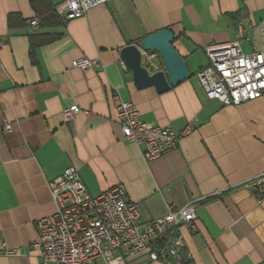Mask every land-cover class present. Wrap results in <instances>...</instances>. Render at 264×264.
<instances>
[{
    "label": "crops",
    "instance_id": "crops-1",
    "mask_svg": "<svg viewBox=\"0 0 264 264\" xmlns=\"http://www.w3.org/2000/svg\"><path fill=\"white\" fill-rule=\"evenodd\" d=\"M32 1L0 0V240L23 253L0 255V264L40 263L32 249L36 222L55 214L49 185L70 167L91 197L122 186L142 223L163 218L167 206L203 200L197 234L183 233L191 264H264V196L247 187L264 172V97L225 107L206 97L196 77L208 66L209 46L237 39L241 12L255 28L244 53L262 51L264 0H112L50 28L41 26ZM50 1L55 8L65 0ZM11 15L19 18L10 27ZM162 30L174 34L189 77L163 94L137 90L119 52ZM32 35L59 37L31 61ZM82 58L100 66L72 68ZM116 95L145 123L191 132L174 152L146 162L124 141ZM72 106L81 114L66 124L63 110Z\"/></svg>",
    "mask_w": 264,
    "mask_h": 264
},
{
    "label": "built area",
    "instance_id": "built-area-1",
    "mask_svg": "<svg viewBox=\"0 0 264 264\" xmlns=\"http://www.w3.org/2000/svg\"><path fill=\"white\" fill-rule=\"evenodd\" d=\"M110 1L65 0L55 7V13L64 21L78 20ZM30 25L35 28L38 22L34 20ZM257 29L261 52L246 54L242 49L243 43L250 42V32L255 31L242 12L237 39L206 49L208 66L196 77L209 100L225 107H237L264 97V20ZM140 52L143 66L153 71L160 69L156 52L143 49ZM99 66L97 60L87 58L72 62V68L81 71ZM113 104L124 141L139 148L146 162L174 152L180 140L191 132V127L176 133L170 128L143 122L137 107L122 101L118 95L113 97ZM80 114L76 106L63 110L66 124ZM11 131L10 125L4 127L5 133ZM247 187L256 188L264 196V172ZM49 188L57 210L36 222L38 239L32 249L38 252L39 264H129L128 260L139 255H145L148 264H191L183 233L197 234L196 209L203 200L190 201L181 208L167 206L163 218L142 223L137 206L126 201L122 186L91 197L73 167L66 169ZM0 255L15 258L23 253L0 240Z\"/></svg>",
    "mask_w": 264,
    "mask_h": 264
},
{
    "label": "water",
    "instance_id": "water-1",
    "mask_svg": "<svg viewBox=\"0 0 264 264\" xmlns=\"http://www.w3.org/2000/svg\"><path fill=\"white\" fill-rule=\"evenodd\" d=\"M174 40L175 36L170 30H162L143 39L139 44L128 45L120 50V60L132 74L137 90L154 88L158 94H163L188 79L185 60L174 48ZM140 49L156 52L163 65L162 69L153 71L143 66Z\"/></svg>",
    "mask_w": 264,
    "mask_h": 264
},
{
    "label": "trees",
    "instance_id": "trees-1",
    "mask_svg": "<svg viewBox=\"0 0 264 264\" xmlns=\"http://www.w3.org/2000/svg\"><path fill=\"white\" fill-rule=\"evenodd\" d=\"M31 7L36 13L38 20L42 27L50 28L58 25H62L63 19L59 18L55 13V8L52 6L50 0H33ZM17 15H11L8 18V25L11 27L18 20ZM59 36L54 35H32L29 37V57L30 60L34 59V51L44 45L55 41Z\"/></svg>",
    "mask_w": 264,
    "mask_h": 264
},
{
    "label": "rangeland",
    "instance_id": "rangeland-1",
    "mask_svg": "<svg viewBox=\"0 0 264 264\" xmlns=\"http://www.w3.org/2000/svg\"><path fill=\"white\" fill-rule=\"evenodd\" d=\"M145 255H139L135 258L128 260L129 264H148L147 259H144Z\"/></svg>",
    "mask_w": 264,
    "mask_h": 264
}]
</instances>
